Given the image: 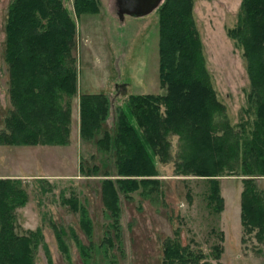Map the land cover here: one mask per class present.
<instances>
[{
  "label": "rangeland",
  "instance_id": "obj_1",
  "mask_svg": "<svg viewBox=\"0 0 264 264\" xmlns=\"http://www.w3.org/2000/svg\"><path fill=\"white\" fill-rule=\"evenodd\" d=\"M11 0H0V131L15 109V87L6 60V17ZM75 23L74 55L76 91L64 96L70 104L71 122L65 143H0V177L18 178L28 200L14 211L20 233L39 232L42 240L34 264H162L166 238L200 250L210 264H264V241L255 233L244 235L240 222V194L244 177L225 175L217 179L223 209L208 203L212 182L175 173L179 137L170 133L169 161L148 148L158 171L156 191L120 193V217L105 209L101 198V173H116L113 152H103L100 133L82 139L78 113L82 94L102 93L108 114L101 132H114L118 111H128L132 95L164 94L159 80L160 18L156 9L148 15L120 20L115 0H92L78 13L74 0H61ZM242 0H191L192 18L201 44L204 64L217 99L224 105L229 123L250 138L255 108L247 102L251 90L243 46L230 30L238 25ZM163 3V2H162ZM18 108V107H17ZM139 131L134 120H131ZM83 166L94 174L85 176ZM264 191V176H255ZM75 197L85 210L90 233L63 198ZM61 234L64 253L52 225ZM115 227V228H113ZM92 248L80 253L77 240ZM107 237L113 245L107 246ZM50 258V262H49Z\"/></svg>",
  "mask_w": 264,
  "mask_h": 264
},
{
  "label": "trees",
  "instance_id": "obj_2",
  "mask_svg": "<svg viewBox=\"0 0 264 264\" xmlns=\"http://www.w3.org/2000/svg\"><path fill=\"white\" fill-rule=\"evenodd\" d=\"M92 0H74L80 13ZM160 18L159 80L164 94L132 95L128 111L119 110L114 132L104 130L108 99L102 93L82 94L79 101L82 139L101 134L96 143L113 152L116 173H101V198L118 224L120 193L156 191L158 171L149 153L169 161L170 143L176 134L179 149L175 173L207 178L212 182L208 204L217 212L223 197L217 179L225 175L244 177L240 194V222L244 235L255 233L264 241V191L255 176H264V0H242L238 25L230 35L243 46L251 90L247 102L256 118L250 138L229 123L224 105L217 99L206 70L201 44L192 18L191 0H164L157 8ZM6 60L15 87V109L6 117L0 143H65L71 122L70 104L63 97L76 91L74 55L75 23L61 0H11L5 24ZM18 107V108H17ZM134 120L139 131L131 122ZM94 174L83 166L85 176ZM28 200L22 181L0 177V264H34L42 240L39 232L20 233L14 211ZM80 213L84 231L90 228L85 210L75 197L63 198ZM66 253L62 230L52 225ZM117 226V225H116ZM115 226V227H116ZM113 227V228H115ZM77 240L80 253L92 249ZM113 245L112 237L104 239ZM50 262V258H49ZM162 264H210L200 250L166 238Z\"/></svg>",
  "mask_w": 264,
  "mask_h": 264
},
{
  "label": "water",
  "instance_id": "obj_3",
  "mask_svg": "<svg viewBox=\"0 0 264 264\" xmlns=\"http://www.w3.org/2000/svg\"><path fill=\"white\" fill-rule=\"evenodd\" d=\"M163 0H115L116 12L120 20L125 15L140 17L157 9Z\"/></svg>",
  "mask_w": 264,
  "mask_h": 264
},
{
  "label": "bare ground",
  "instance_id": "obj_4",
  "mask_svg": "<svg viewBox=\"0 0 264 264\" xmlns=\"http://www.w3.org/2000/svg\"><path fill=\"white\" fill-rule=\"evenodd\" d=\"M163 1H164V0H163ZM161 4H162V3H161ZM155 10H156V9H155ZM152 12H153V11H152ZM149 14H150V13H149ZM147 15H148V14H147ZM125 16H128V15H125ZM125 16H124V17H125ZM144 16H145V15H144ZM123 20H124V19H123Z\"/></svg>",
  "mask_w": 264,
  "mask_h": 264
},
{
  "label": "crops",
  "instance_id": "obj_5",
  "mask_svg": "<svg viewBox=\"0 0 264 264\" xmlns=\"http://www.w3.org/2000/svg\"><path fill=\"white\" fill-rule=\"evenodd\" d=\"M78 113L80 114L79 107H78Z\"/></svg>",
  "mask_w": 264,
  "mask_h": 264
}]
</instances>
